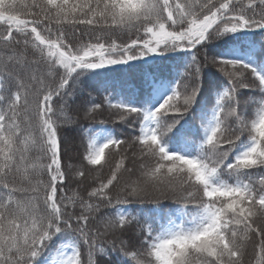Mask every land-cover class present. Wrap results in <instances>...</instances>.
Here are the masks:
<instances>
[{
	"label": "snow or ice",
	"instance_id": "1",
	"mask_svg": "<svg viewBox=\"0 0 264 264\" xmlns=\"http://www.w3.org/2000/svg\"><path fill=\"white\" fill-rule=\"evenodd\" d=\"M257 32L264 0H0V264H264Z\"/></svg>",
	"mask_w": 264,
	"mask_h": 264
},
{
	"label": "trees",
	"instance_id": "2",
	"mask_svg": "<svg viewBox=\"0 0 264 264\" xmlns=\"http://www.w3.org/2000/svg\"><path fill=\"white\" fill-rule=\"evenodd\" d=\"M257 43L264 40V35H261L259 32L256 33L254 37H252ZM246 43V41H245ZM138 67L134 68L132 70H127L126 66H119L122 69H125L124 71L120 73H112L111 76V83H115L117 86V90L119 91V84L122 79H127L129 81H134L136 84L140 83V78L142 75V70H147L148 65L143 64L142 62H135ZM175 60L170 59L163 62L161 67L165 69V75H175ZM172 69V72L169 73L167 69ZM87 92H92V96L96 97L97 102H100L103 98V95L106 93L103 92V89L99 93L94 91L91 87L86 88L85 95H87ZM79 103V101H78ZM115 110H110L106 106L105 108L97 113L96 119L93 121L83 120L81 123L83 125H95L96 127H104L108 129L113 135H115L117 138L125 139L128 141H131V138L133 135H135V132L133 131V125L128 122H121L119 121L116 116L114 115ZM190 120V123L198 124V120H191V118H188ZM102 122V123H101ZM64 137H66L71 143L68 145V153L67 155L72 157L73 163H79L80 162V153L83 152L84 148L81 145V140L77 132L73 130H68L62 134ZM123 151V149H122ZM132 151H136L135 148L132 149ZM129 156H131V152L129 153ZM128 163V166H131L130 162ZM108 174V169H104V175L106 176ZM95 175V173L93 174ZM125 176H127V173H125ZM71 184L72 188H75L76 185L69 182ZM80 191L83 189L80 188ZM70 194V193H69ZM170 203V202H165ZM124 207L128 208L129 211H132L133 209H140L151 207V205H140L137 203H132L130 205H124ZM254 258V252H253V246L250 244L248 247V254L245 256L246 262L248 264H252ZM115 259V256L113 257Z\"/></svg>",
	"mask_w": 264,
	"mask_h": 264
}]
</instances>
